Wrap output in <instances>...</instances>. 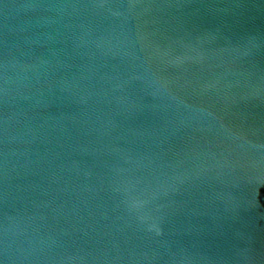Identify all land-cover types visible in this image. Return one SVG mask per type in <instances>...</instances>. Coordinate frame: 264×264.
I'll return each instance as SVG.
<instances>
[{
  "label": "water",
  "instance_id": "obj_1",
  "mask_svg": "<svg viewBox=\"0 0 264 264\" xmlns=\"http://www.w3.org/2000/svg\"><path fill=\"white\" fill-rule=\"evenodd\" d=\"M0 264H264V0H0Z\"/></svg>",
  "mask_w": 264,
  "mask_h": 264
}]
</instances>
